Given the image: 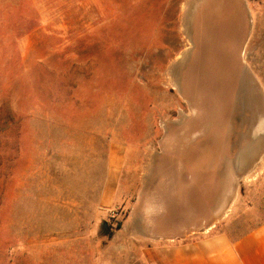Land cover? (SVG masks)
I'll return each mask as SVG.
<instances>
[{
	"label": "rangeland",
	"instance_id": "rangeland-1",
	"mask_svg": "<svg viewBox=\"0 0 264 264\" xmlns=\"http://www.w3.org/2000/svg\"><path fill=\"white\" fill-rule=\"evenodd\" d=\"M263 221L264 0H0V264Z\"/></svg>",
	"mask_w": 264,
	"mask_h": 264
},
{
	"label": "crops",
	"instance_id": "crops-1",
	"mask_svg": "<svg viewBox=\"0 0 264 264\" xmlns=\"http://www.w3.org/2000/svg\"><path fill=\"white\" fill-rule=\"evenodd\" d=\"M153 238L163 245L148 247L147 264H264V221L235 239L218 234L176 243L186 238L180 232Z\"/></svg>",
	"mask_w": 264,
	"mask_h": 264
},
{
	"label": "water",
	"instance_id": "water-1",
	"mask_svg": "<svg viewBox=\"0 0 264 264\" xmlns=\"http://www.w3.org/2000/svg\"><path fill=\"white\" fill-rule=\"evenodd\" d=\"M262 132V129H260V128H258V133L260 134ZM107 225V223L105 222L104 224H103V226L105 227Z\"/></svg>",
	"mask_w": 264,
	"mask_h": 264
},
{
	"label": "bare ground",
	"instance_id": "bare-ground-1",
	"mask_svg": "<svg viewBox=\"0 0 264 264\" xmlns=\"http://www.w3.org/2000/svg\"><path fill=\"white\" fill-rule=\"evenodd\" d=\"M213 224V223H212ZM214 225V224H213ZM213 225L212 226H210L209 228H208V230L211 228V227H213Z\"/></svg>",
	"mask_w": 264,
	"mask_h": 264
}]
</instances>
